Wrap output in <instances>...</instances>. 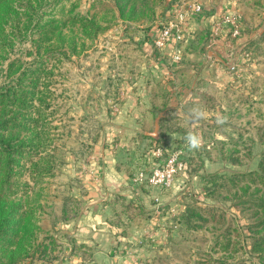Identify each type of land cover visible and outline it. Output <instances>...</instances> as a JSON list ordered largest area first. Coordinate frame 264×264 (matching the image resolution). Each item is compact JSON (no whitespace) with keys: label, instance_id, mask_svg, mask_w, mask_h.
Segmentation results:
<instances>
[{"label":"rangeland","instance_id":"1","mask_svg":"<svg viewBox=\"0 0 264 264\" xmlns=\"http://www.w3.org/2000/svg\"><path fill=\"white\" fill-rule=\"evenodd\" d=\"M192 1L1 4L0 90L43 61L33 121L0 106L7 144L41 143L0 156V191L28 211L9 264H264V0H208L213 22L161 71L153 35ZM169 157L170 187L136 180Z\"/></svg>","mask_w":264,"mask_h":264},{"label":"trees","instance_id":"2","mask_svg":"<svg viewBox=\"0 0 264 264\" xmlns=\"http://www.w3.org/2000/svg\"><path fill=\"white\" fill-rule=\"evenodd\" d=\"M5 0H0V6ZM31 18L30 17V24H31ZM80 22L83 21V19L79 18ZM87 20V19H85ZM71 22H79L77 19L73 18ZM40 24V23H38ZM47 31V30H46ZM48 32V31H47ZM51 32V31H50ZM47 36V34L45 35ZM46 40V39H45ZM43 61H40L39 65L40 67L38 69L33 70L32 68L29 69V74L27 73V70L23 72L22 75H20L17 80H19L22 84V77L23 75H27V77L30 75L32 76V80H30V86L29 87H22V85H16L12 84L8 88L6 87L4 90H0V106H12L15 108H18L22 113V119L24 121H33V119L30 117V114H32L30 108L34 107L32 105V101L34 100V87L35 80L38 78V76L42 73L41 66H43ZM15 79V78H14ZM15 79V80H16ZM13 80V79H12ZM14 80V81H15ZM20 84V83H19ZM21 86V87H20ZM31 91H28L29 88H31ZM38 93V92H37ZM36 93V94H37ZM31 95V97H29ZM42 103V99H39ZM42 108H38L37 111L40 112ZM25 113H28L26 116ZM11 122V121H10ZM8 123V120L6 121H0V130H4L6 127L5 125ZM39 135L34 137V139H31L30 142L25 144V141L22 142L19 146H13L10 144H7L10 142V140H5L3 137H0V156L3 155V162L6 163V166L9 168V166L14 164L15 161V154L19 153L22 154L23 150H28V155H30L32 152H36L39 145L41 144L39 142ZM23 147L22 151H16L17 149H20ZM5 155V157H4ZM11 176V173H7L6 177L9 178ZM4 192L0 191V255L6 256L7 264L10 263V258L15 255L19 250L22 249V242L27 234V228H26V221H25V215L28 213V211H21V208L23 207L20 203H15V201H9L10 196L3 194ZM264 202V201H263ZM262 208H264V205H261Z\"/></svg>","mask_w":264,"mask_h":264},{"label":"built area","instance_id":"3","mask_svg":"<svg viewBox=\"0 0 264 264\" xmlns=\"http://www.w3.org/2000/svg\"><path fill=\"white\" fill-rule=\"evenodd\" d=\"M173 12L174 16L156 31L152 47L159 53L170 48L171 61L176 63L181 60L180 45L187 33L188 23L193 17H198L203 13V5L199 0H194L185 6L175 8ZM228 20L234 23L231 16ZM239 34V28L236 26L233 35ZM232 68L235 69L234 66ZM181 168L182 164L178 162L177 158L169 157L163 167H157L150 173L142 171L137 175L136 180L148 182L154 187L168 188L173 184L174 177Z\"/></svg>","mask_w":264,"mask_h":264},{"label":"crops","instance_id":"4","mask_svg":"<svg viewBox=\"0 0 264 264\" xmlns=\"http://www.w3.org/2000/svg\"><path fill=\"white\" fill-rule=\"evenodd\" d=\"M199 1L203 5V13L198 17H193L188 23L187 33L185 35L184 41L180 45L181 60L179 62H181L183 59V56H184L185 50H186L185 46H186L189 38L192 37V34L198 28H200V27L205 28L207 24L213 22V19L215 18L216 12L218 13L220 11V9L222 8L220 5H218L217 2H214L211 4L208 2V0H199ZM209 6H210V8H209ZM155 34L156 33H154L153 36H155ZM147 46H148L147 50L151 51V46H149L148 44H147ZM157 58L158 59H156L155 61H158L157 62L158 67L162 71L167 66V64H169V61L171 62L170 48H167L163 53H160ZM179 62H176V66L179 65L178 64ZM146 188H148V187H146ZM141 191H142V189L138 188L137 192H141Z\"/></svg>","mask_w":264,"mask_h":264},{"label":"clouds","instance_id":"5","mask_svg":"<svg viewBox=\"0 0 264 264\" xmlns=\"http://www.w3.org/2000/svg\"><path fill=\"white\" fill-rule=\"evenodd\" d=\"M192 115L193 118L198 120L203 118V112H201L198 109H193L192 111ZM224 119H218L217 123H224ZM185 140V146L189 151H193V150H197L199 149V147L201 146V137L199 136V134L194 133V132H189L186 134V136L184 137Z\"/></svg>","mask_w":264,"mask_h":264}]
</instances>
